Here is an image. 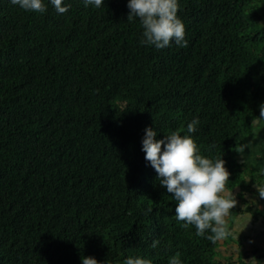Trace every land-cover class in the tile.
<instances>
[{"label": "trees", "instance_id": "trees-1", "mask_svg": "<svg viewBox=\"0 0 264 264\" xmlns=\"http://www.w3.org/2000/svg\"><path fill=\"white\" fill-rule=\"evenodd\" d=\"M127 2L41 14L0 0V264H223L231 237L183 227L142 151L146 128L184 135L193 119L189 135L223 156L242 202L232 224L264 219L233 160L264 104V0H179L188 45L162 50L140 44Z\"/></svg>", "mask_w": 264, "mask_h": 264}, {"label": "clouds", "instance_id": "clouds-1", "mask_svg": "<svg viewBox=\"0 0 264 264\" xmlns=\"http://www.w3.org/2000/svg\"><path fill=\"white\" fill-rule=\"evenodd\" d=\"M27 12L46 13L51 5L58 14H65L71 5L66 0H9ZM85 8H101L105 0H82ZM128 21L138 20L142 28L140 44L162 50L176 45L187 47L185 25L178 15L179 0H128ZM264 122V104L259 107V116L251 120V125L260 127ZM198 119L187 124V134L172 131L157 139V131L152 127L145 129L142 139V151L145 161L157 173L159 185L172 194L176 201L175 219L183 222V227H195V234L212 244L222 243L228 238L239 241V236L246 230L252 218L243 224L239 219L233 228H229L232 209L237 205L233 190L227 187L231 173L225 167L223 156L215 160L201 154L192 133L197 131ZM212 147H215L213 145ZM247 149L240 145L239 152ZM257 194L264 199V185L255 184ZM151 211V209L149 210ZM238 216L240 214H237ZM238 232V234H237ZM160 244L158 239L151 244L153 249ZM241 248H234L232 264H239ZM82 264H101L96 258H82ZM104 264H111L108 260ZM119 264H153L151 259L140 256H128ZM169 264H182L179 254L169 259ZM243 264H261L256 258L243 260Z\"/></svg>", "mask_w": 264, "mask_h": 264}, {"label": "rangeland", "instance_id": "rangeland-1", "mask_svg": "<svg viewBox=\"0 0 264 264\" xmlns=\"http://www.w3.org/2000/svg\"><path fill=\"white\" fill-rule=\"evenodd\" d=\"M255 129L256 131L254 135H256V132L258 131L264 132V126L260 128L256 127ZM233 160L238 162V164L243 163L241 158L233 157ZM249 181L250 179L248 180V182ZM234 195L236 196V193ZM246 201H248V203L253 207L254 211L256 210L264 211V204L262 202L263 200L260 197H258V195H256L255 192H252L248 196ZM240 205H242V202L239 201L237 198L236 206H240ZM248 218H252L251 222L249 223L246 230L240 234L239 241L230 238L229 241L223 242L222 248L220 250V256H221L220 260L223 264H232L230 263L232 262V260H228V259L232 257L233 249L238 247L241 248V256H240L239 264H242L243 260H249L253 256L256 257L261 262V264H264V224L262 225L260 220H256L251 212L245 217H240L239 221L241 224H243L245 220ZM233 221H234V217L231 215L228 224L229 228L235 227V225L232 224ZM257 251L259 252L258 254L255 253Z\"/></svg>", "mask_w": 264, "mask_h": 264}, {"label": "crops", "instance_id": "crops-1", "mask_svg": "<svg viewBox=\"0 0 264 264\" xmlns=\"http://www.w3.org/2000/svg\"><path fill=\"white\" fill-rule=\"evenodd\" d=\"M262 126H264L263 122L260 127ZM255 131L256 129H254L253 134L247 138L245 142L247 149H245V152L242 153L240 158L242 159L243 163H246L249 170L253 174V176L250 178V181L248 182V179L247 182L248 185L252 187V192H255L256 195H258L255 184L258 183L264 185V132L258 131L256 132V135H254ZM262 200L264 204V199ZM259 219L263 225L264 219H262V217Z\"/></svg>", "mask_w": 264, "mask_h": 264}]
</instances>
